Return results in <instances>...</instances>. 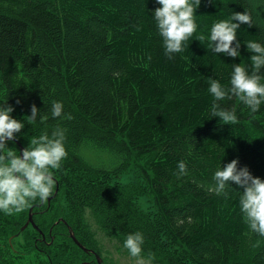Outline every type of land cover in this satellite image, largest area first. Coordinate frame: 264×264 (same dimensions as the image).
Masks as SVG:
<instances>
[{
    "label": "trees",
    "instance_id": "obj_1",
    "mask_svg": "<svg viewBox=\"0 0 264 264\" xmlns=\"http://www.w3.org/2000/svg\"><path fill=\"white\" fill-rule=\"evenodd\" d=\"M157 7L155 0H0V105L24 124L23 147L59 126L67 151L46 202L0 212V264H99L71 230L111 264L90 218L122 244L142 233V257L159 264H264V238L243 222L240 190L232 185L228 199L208 190L233 159L264 180V104L252 114L235 97L221 101L238 118L223 125L210 114L208 92L209 78L229 86L232 64L251 71L245 42L264 46V0H201L197 31L172 59L152 16ZM245 11L252 27L237 30L240 56L214 54L213 24ZM53 101L63 105L60 118L51 117ZM33 104L34 123L26 117ZM8 147L19 155L17 141ZM180 161L186 175L178 176ZM130 170L153 210L138 203L143 184L116 181ZM30 212L35 226L22 231Z\"/></svg>",
    "mask_w": 264,
    "mask_h": 264
},
{
    "label": "clouds",
    "instance_id": "obj_2",
    "mask_svg": "<svg viewBox=\"0 0 264 264\" xmlns=\"http://www.w3.org/2000/svg\"><path fill=\"white\" fill-rule=\"evenodd\" d=\"M159 5L152 13L159 36L162 38L164 54L172 59L174 54L182 53L185 45L197 31L196 10L201 0H155ZM241 25L252 27L251 15L233 12L231 17L213 24L207 38L208 48L214 54H222L233 59L240 56V42L237 30ZM139 30V29H138ZM197 40L205 42L200 35ZM235 44V47H233ZM250 56L251 71L241 64H232L229 86L224 87L218 80L209 78L208 92L213 97L210 114L219 118L223 125L238 122L235 110L222 107L221 101L234 97L241 101L254 114L264 104V83H261V70L264 69V46L255 41L245 42ZM19 103V101H17ZM14 108L0 105V212L12 215L25 210L30 202H46L55 186L54 171L59 170L62 161L67 158L65 148V130L57 126L48 132L32 137L28 145L20 150L19 155L8 145L16 141L24 124L15 118ZM51 117L60 118L63 105L53 101ZM31 115L26 116L30 122H36L39 110L31 105ZM71 119L70 115L64 117ZM48 119L40 116V122ZM239 161L233 159L221 169L215 171L213 184L209 191L217 196L229 197V189L235 185L239 193V209L243 222L258 237L264 238V180L254 177L247 167L238 168ZM178 176L187 174L185 162H178ZM260 241L257 240L256 246ZM144 238L142 233L128 234L123 247L135 264H147L142 257Z\"/></svg>",
    "mask_w": 264,
    "mask_h": 264
},
{
    "label": "rangeland",
    "instance_id": "obj_3",
    "mask_svg": "<svg viewBox=\"0 0 264 264\" xmlns=\"http://www.w3.org/2000/svg\"><path fill=\"white\" fill-rule=\"evenodd\" d=\"M116 181L126 184H143L141 178H139L136 170L126 171L116 178ZM144 184L142 185V190L140 191V196L138 198V203L144 210H153L154 204L150 195L144 190ZM89 224L92 230L95 232L97 241L100 244L101 252L103 256L111 262V264H135V260L130 257L126 249H124L123 244L119 241L109 238L97 225L93 218L89 219ZM144 259V258H143ZM147 264H159L155 261L144 259Z\"/></svg>",
    "mask_w": 264,
    "mask_h": 264
},
{
    "label": "water",
    "instance_id": "obj_4",
    "mask_svg": "<svg viewBox=\"0 0 264 264\" xmlns=\"http://www.w3.org/2000/svg\"><path fill=\"white\" fill-rule=\"evenodd\" d=\"M16 141L18 142V144L21 146V150L24 148L20 142L16 139ZM58 192V190H56V193ZM29 225H33L35 226L34 224V218H33V212H30V218H29V221L22 227V231L25 230V228ZM71 237L73 238V240L81 247L83 248L86 252H92V253H95L96 255V258L99 262V264H103V259L101 258V256L99 254H97L94 250L92 249H88L86 248L84 245H82V243L77 239L76 235L73 233V231L71 230Z\"/></svg>",
    "mask_w": 264,
    "mask_h": 264
},
{
    "label": "bare ground",
    "instance_id": "obj_5",
    "mask_svg": "<svg viewBox=\"0 0 264 264\" xmlns=\"http://www.w3.org/2000/svg\"><path fill=\"white\" fill-rule=\"evenodd\" d=\"M87 253V252H86Z\"/></svg>",
    "mask_w": 264,
    "mask_h": 264
}]
</instances>
